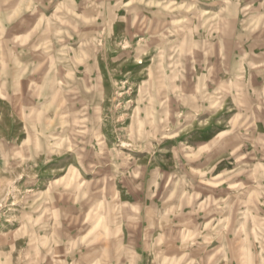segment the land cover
Here are the masks:
<instances>
[{"label":"rangeland","instance_id":"1","mask_svg":"<svg viewBox=\"0 0 264 264\" xmlns=\"http://www.w3.org/2000/svg\"><path fill=\"white\" fill-rule=\"evenodd\" d=\"M0 264H264V0H0Z\"/></svg>","mask_w":264,"mask_h":264}]
</instances>
